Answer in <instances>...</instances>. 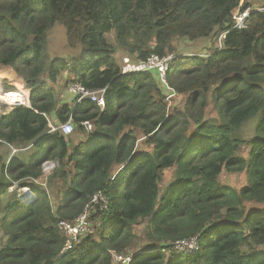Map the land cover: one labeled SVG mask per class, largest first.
<instances>
[{
	"label": "trees",
	"instance_id": "1",
	"mask_svg": "<svg viewBox=\"0 0 264 264\" xmlns=\"http://www.w3.org/2000/svg\"><path fill=\"white\" fill-rule=\"evenodd\" d=\"M248 6L249 0H0V68L10 67L29 89V106L0 111V144L35 149L26 159L0 155V264H122L113 254L133 246L139 220L147 222L150 249L130 253L127 264H264V11H251L242 29L232 20L234 10ZM58 23L66 45L79 50L68 59L47 51ZM222 32L219 49L176 56L168 66L166 81L184 97L182 108L165 100L156 71L123 73L114 57L116 49L134 60L163 56L175 53V38L217 39ZM63 71L89 90L104 89L103 110L74 97L59 105L50 83ZM50 114L59 122L71 117L85 139L70 145L59 130L50 132ZM255 116L247 141L239 130ZM140 138L147 149L137 148ZM244 145L247 157L239 153ZM47 160L57 163L45 182L55 193L36 182ZM167 168L172 178L161 188ZM222 170L245 172L246 184L222 185ZM13 184L33 196L9 190ZM98 191L104 201L90 205ZM88 204L93 232L61 253L58 222L73 221ZM250 206L257 208L248 212ZM193 237L196 251L171 249Z\"/></svg>",
	"mask_w": 264,
	"mask_h": 264
},
{
	"label": "rangeland",
	"instance_id": "2",
	"mask_svg": "<svg viewBox=\"0 0 264 264\" xmlns=\"http://www.w3.org/2000/svg\"><path fill=\"white\" fill-rule=\"evenodd\" d=\"M249 3H250V6L255 7V6L263 4L264 0H249ZM106 37L109 43L114 44L113 32L107 33ZM173 46L176 48L175 53H172L174 56H189L191 54L198 55V56H205L215 51L216 49H219L218 39L211 38V37L203 38V40L198 39L196 41H188L186 39L175 38L173 40ZM47 51L50 57H59L63 59H68L69 57L75 56L79 53L78 49L76 48L73 49L66 45L65 30L62 27V25L59 23L56 24L53 27V29L49 32ZM123 55H127V54L121 49H116L114 57L119 64H120V61ZM0 69H1L0 70V95L4 93V90H3L4 85H9L10 87H12V89H8L5 92H17V91L28 90V93H29V89L24 85L23 80L10 67H2ZM72 80H73V75L70 74L68 71H63L61 72L60 76L58 77L55 83H50V86H52L54 89L59 105H61L62 103L70 102V99L72 98V96L69 95L68 86L73 83ZM172 99L173 100L170 102L171 103L170 106L172 108L174 107L182 108L183 107L184 97L182 95L177 94L176 97ZM10 108L11 106L7 105V103H5L3 99L0 98V111L2 110L8 111L10 110ZM207 114L209 116L214 115L211 106L208 108ZM256 122H257V116L253 117L252 119L244 123L239 130V135L242 138L246 139L247 141L250 140L253 137V128ZM92 128H93V125H92ZM66 138H68L71 141L70 145H73L75 142H78L81 140L83 141L85 139V132L75 130L73 134L69 135ZM137 148L147 149L148 147L142 142L140 138L139 141L137 142ZM34 151L35 149L33 147H30L25 152L23 151L18 152L17 155L20 154L21 157L26 159L29 155L33 154ZM239 153L243 157H247L248 146L244 145L240 149ZM0 155L3 156L4 158H8L10 155L9 148L4 144H0ZM172 171H173V168H167L163 171L162 178L160 180L161 188L166 186L167 183L171 180ZM218 179L222 185L237 188V189L243 186L244 184H246V181H247L245 172H229L226 170L221 171ZM43 188H45L48 192L55 193L54 188L47 185V183L44 184ZM246 204L250 205L251 203H246ZM256 208L257 207L250 206L247 209V211L249 212L250 210L256 209ZM90 221L94 225V222L91 219ZM146 223L147 222L145 220H139L137 223L133 225V231L136 235L135 243H133V246L131 248L128 247L126 249V252L129 254L126 253V254H123L122 256H127V255H130V253L134 254L135 252H138V251H145L147 249H150V248H145V246L147 245V241L144 236V229H145ZM4 241H5V235L0 230V248L3 246ZM159 248L162 249L161 247ZM152 250H157V248L152 249Z\"/></svg>",
	"mask_w": 264,
	"mask_h": 264
},
{
	"label": "built area",
	"instance_id": "3",
	"mask_svg": "<svg viewBox=\"0 0 264 264\" xmlns=\"http://www.w3.org/2000/svg\"><path fill=\"white\" fill-rule=\"evenodd\" d=\"M251 11L263 12L264 3L255 7L248 6L243 9L238 7L236 10H234L232 15L233 27L236 29L245 28ZM225 33L226 32H222L218 35L217 39L219 43V48L222 45V39L225 37ZM175 57L176 56H174L172 53L163 56H159L155 53H152L148 57H146V59L137 60L136 62H130L127 58H124V65L122 66V71L123 73L156 71V73L158 74L159 82L164 90L165 100L170 102L172 98L176 97L177 93L167 83L166 71ZM68 92H70L74 96L77 103L83 99H89L90 101L95 102L100 108V110H103L104 108V89L89 90L84 87L80 82H73L68 86ZM10 93L11 92L2 93L1 99H3V101L7 103V105L11 106V108L16 105L29 106L28 90L13 92V95H9ZM47 124L50 132L59 130L64 136L71 135L74 132L75 128V123L71 117H69L64 122L58 123L57 125H53L51 121L47 119ZM81 125L83 126L86 132H89L92 129V123L88 120L82 121ZM9 148L11 154H16L19 151L21 152L28 149L29 146L23 148H16L11 145L9 146ZM56 166L57 163L55 160L44 161L41 164V176L39 177V179H37L36 182L44 185L46 182V176L50 174ZM9 190H15L17 194L21 195V197L24 198H30L33 196V193L29 190L28 187H17L16 184H13L12 186H10ZM100 199L104 201V196L98 191L91 197V201L89 204H96ZM89 204L83 208V211L78 216H76L73 221L70 222L62 220L58 222V227L64 234V242L62 245L61 253L65 254V252L71 249V247L75 243H77L81 237L93 232L94 225L90 221ZM171 249L185 252L196 251L198 249L197 238L193 237L187 240L176 241L171 245ZM113 255V259L117 263L127 264L131 259V255Z\"/></svg>",
	"mask_w": 264,
	"mask_h": 264
},
{
	"label": "crops",
	"instance_id": "4",
	"mask_svg": "<svg viewBox=\"0 0 264 264\" xmlns=\"http://www.w3.org/2000/svg\"><path fill=\"white\" fill-rule=\"evenodd\" d=\"M200 40H203V39H200ZM203 48H204V47H203ZM124 58H127L130 62H136V61H137V60H134V59L130 58L129 56L123 55V57L121 58V61H120L121 68H122V66L124 65ZM69 95H71L72 98L74 97L70 92H69ZM72 98H71V99H72ZM71 99H70V101H71ZM49 120L51 121V123H52L53 125H57L58 123H60V122L56 119L55 115H53V114H50V115H49Z\"/></svg>",
	"mask_w": 264,
	"mask_h": 264
},
{
	"label": "bare ground",
	"instance_id": "5",
	"mask_svg": "<svg viewBox=\"0 0 264 264\" xmlns=\"http://www.w3.org/2000/svg\"><path fill=\"white\" fill-rule=\"evenodd\" d=\"M12 93H13V92H11L9 95H13ZM16 97H17V96H16ZM0 98H1V95H0ZM23 189H24V188H23Z\"/></svg>",
	"mask_w": 264,
	"mask_h": 264
},
{
	"label": "clouds",
	"instance_id": "6",
	"mask_svg": "<svg viewBox=\"0 0 264 264\" xmlns=\"http://www.w3.org/2000/svg\"><path fill=\"white\" fill-rule=\"evenodd\" d=\"M192 55V54H191ZM28 99H29V96H28ZM11 109V108H10Z\"/></svg>",
	"mask_w": 264,
	"mask_h": 264
}]
</instances>
